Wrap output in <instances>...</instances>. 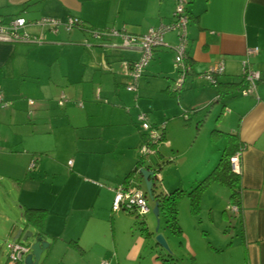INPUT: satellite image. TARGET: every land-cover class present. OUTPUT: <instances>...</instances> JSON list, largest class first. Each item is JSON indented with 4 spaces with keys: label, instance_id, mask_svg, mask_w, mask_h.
<instances>
[{
    "label": "crops",
    "instance_id": "0c3cea01",
    "mask_svg": "<svg viewBox=\"0 0 264 264\" xmlns=\"http://www.w3.org/2000/svg\"><path fill=\"white\" fill-rule=\"evenodd\" d=\"M179 1L157 0L158 7L155 11L152 10L155 6L149 4V0H0V16L4 20L23 16L31 21L26 26L27 32L44 39L42 42H0V94L10 102L0 109V239L8 242L22 241L21 237L25 232L39 234L41 231V236L49 245L43 249L38 264H102L104 261L105 264H131L138 258L144 240L135 239L134 243L132 240H124L128 231H125L122 215H115L112 202L115 186L129 182L139 186L141 179H144L137 171L135 176L126 181L129 172L137 166L140 153L127 170L125 167V171L118 169V174L109 175L100 170L101 167L93 162V155L87 154L90 151L85 149L89 139L104 135L99 129L104 126V122L100 118H93L97 116V97L92 94L88 109L85 103L79 104L82 101L78 98L87 93L84 87L86 83L94 85L97 82L113 83L115 92L118 93L120 87H123L133 92L135 99L140 98V89L138 92L126 88L131 77L125 73L122 65L123 60L137 59L139 51L137 48L107 46V42H120V38L97 39L89 28L104 29L116 25L125 27L132 33H144L149 27L170 22ZM181 1L188 14L187 60L191 70L186 74L182 88L172 90V84L174 86L175 83L176 54L170 46H159L142 75L140 87L147 94L145 88L151 81L164 85L162 90L165 93L153 89L150 92L154 104L157 96L165 97L160 100L161 106H166L169 102L168 93L177 95L181 115L184 110L189 112L188 119L182 118L188 122L195 120L193 142H199L205 148L210 141L215 147L205 150L209 153L207 159L200 158L195 162L198 168L195 177L190 178L192 184L211 173L219 163L231 135H235L238 144L236 152L241 153V171L236 173L241 183V207L233 213L226 210L229 200L224 205L226 213L235 217L229 244L239 248V264H264V80L257 84V95L241 93L245 85L242 68L246 58L264 77V0ZM70 16L81 20L84 28L74 27L69 31L61 28L58 32H53L36 23L41 17L66 20ZM164 40L171 46L175 45L178 42L177 31L166 32ZM81 41L85 44L78 43ZM68 43L81 52L88 65L82 74L83 81H80V96L68 98L61 106L57 101V105L63 107L73 100L78 107L85 108L87 117L78 123L76 121L81 117L79 113L74 116L70 113L54 116L49 121L52 124H46L48 128L40 132L42 123H45L40 121L43 118L45 121L47 112L51 110L48 100L52 99L49 92L53 84L50 82L52 77L47 80L44 78L43 71L39 69L44 66L43 61L36 54L46 53L48 48ZM256 46L259 52L248 55L247 49ZM222 59L225 71L218 76V83L222 85L211 84L200 77V73L209 70ZM69 75L64 73L63 76ZM72 82L75 83L73 79ZM218 94L220 98L213 101ZM96 95H100L99 90ZM127 95L120 94L121 98L125 97L128 101L130 95ZM31 97L37 103L30 104ZM51 104L53 106V101ZM72 107L74 106L68 107L70 112ZM144 110L152 113L153 117L157 116L154 109ZM122 115L123 119H110L109 122L126 124L128 127L131 125L129 131L131 134L135 133L132 124L137 127L138 112H124ZM57 118L60 120H56ZM90 118L94 125L90 124ZM87 119L88 124L85 123ZM153 120L155 124L158 118L154 117ZM74 129H79V144L84 145L77 150ZM140 129L139 139L135 138L136 143L132 146L136 150L140 149L145 136L142 127ZM41 133L55 135L57 140H61L63 135L71 146L65 142L51 147L33 145ZM166 135L165 129V138ZM98 139L96 141H100L101 137ZM203 141L207 144H203ZM117 148L116 145L111 147L114 153ZM213 152L215 153L212 155ZM33 160L37 164L30 167ZM166 160L165 153H159V162L165 163ZM147 164L149 163H145ZM59 166L67 173L65 182L55 181ZM85 174H90L89 179L85 178ZM95 178H98L97 181H91ZM176 180L179 185H175V189H184V177H176ZM216 185L225 186L212 181L208 187ZM159 186L156 187L157 190H161ZM25 207L47 209L43 229L25 224ZM81 210L85 213H79ZM137 213L134 212V215ZM146 214H142V217ZM19 229L22 232L15 239ZM148 230L155 235L154 230ZM152 253L150 264H164L162 258H170L166 251H158L155 255ZM232 263L230 258L226 259V264ZM0 264L25 263L12 262L8 253H3L0 246Z\"/></svg>",
    "mask_w": 264,
    "mask_h": 264
},
{
    "label": "rangeland",
    "instance_id": "374dc122",
    "mask_svg": "<svg viewBox=\"0 0 264 264\" xmlns=\"http://www.w3.org/2000/svg\"><path fill=\"white\" fill-rule=\"evenodd\" d=\"M148 3L155 6L152 10L156 11V7H158L157 0H149ZM111 27L119 26L111 25ZM78 43L85 44V42L82 41ZM69 44L71 43L58 45L57 48H48L49 50H45L46 53L36 54L43 61L44 66L39 69L43 71L44 78L47 80L49 77H52L50 82L53 84L51 92H49L50 98L52 99L48 100L51 110L47 112L48 116H46V120L44 121L43 118V121H40L41 123L45 122L42 123L40 132H43L48 128V125L46 124H52L49 123V121L54 116H62L64 113H70L74 116L79 113L81 117L77 119V121L75 119L78 123H81L84 118L87 117L85 108L78 107L73 100L67 102L63 107H58L57 105V101L62 94H64L67 99L72 97V99H74L77 96H80V86L82 85L80 81H83L82 74L86 65H88L82 58L83 56L81 55V52H79L78 49L73 48L74 46H69ZM64 73H69L70 75L63 76ZM174 73V79L176 80L178 73L175 67ZM141 78L139 80L138 88V92L140 89L141 97L137 99H135V94H133V92L131 93L123 87H120L118 93L115 92L113 83L111 84L109 82H105V84H98L97 82L94 85L85 84V92L87 93H83V95L78 99L79 101H82V104L85 103L86 109H88V102L92 101V94H94V96L97 97L96 101L98 106L95 109L97 116H94L93 118L98 120L101 119L104 122V126L99 127L100 132H104V135L100 134L99 137L91 138L85 144V149L90 151L87 154L90 156L93 155L92 158L94 164H98L101 167L100 170L109 173V175H115L118 169L123 171L124 167L125 170H127V168L135 162V159L140 153L139 149L136 150L135 148H132V146L136 143L135 138L139 139L138 131H141V125L138 123L136 127L132 124V126H134L135 133L131 134L129 131L131 129V125L128 127L126 124H112L109 120L114 119L113 121H117L119 119H123L122 114H124V112H133V114H135L136 112L139 113L141 111L146 112L147 110L144 109H154V112L157 111V116L154 117L158 118V120L155 121L156 125H154L161 126L162 124H165L167 135L164 140L157 144V153L155 156L153 158L145 157L144 162H159V153H165V157L168 160H166L165 163L160 161L162 165L156 172V176L154 178V182L157 185L156 187L160 185L159 187H161V190L175 189L174 186L179 185L176 177L178 178L179 176H183L184 181L182 187L186 191L191 190L198 184V182L192 184L190 181V178L195 177V172L198 168V165L196 166L195 162L200 158L207 159L206 157L209 153L205 152V150L210 149L212 145L210 144V141H208V144L203 141V144H207V146L203 148L201 143L193 142L195 134V120H190V122H188L182 118L184 117L185 119H188L189 112L184 110V114L181 115L177 95H171L168 93L167 95L169 96V99L167 101L169 102L166 106H161L162 104H159L160 100H163L165 97L161 95L157 96V101H155L156 103L154 104L153 100H151L153 97L150 92L153 89L159 93H165V91L162 90L164 85H160L157 81H151L145 88V90H147V94H144L141 89L142 86L140 87ZM72 79L75 83L72 82ZM171 82L173 81L171 80ZM171 89H174L173 84ZM98 90L100 91L99 96L96 95L98 94ZM121 93L130 95L128 97V101L125 100V97L121 98ZM29 99H33L34 102L37 103L36 99L32 97ZM139 100L140 102L138 103ZM52 101L53 106L51 104ZM165 103L166 101H164V104ZM69 106H74L76 109L72 107L70 112L68 108ZM121 111H123V113ZM147 113L149 114L150 122L153 124L154 117L152 113ZM56 120H60V118H57ZM85 123L88 124V119ZM90 124H95L92 118H90ZM74 130L76 131L74 138L77 140V145L75 146L77 148L75 150H77L79 148H83L84 145L83 143L79 144L81 141L78 138L80 134L77 133V130L79 129ZM130 135H133L132 137H134V142ZM100 137L101 140L96 141V139ZM73 140L72 143L74 142ZM62 142L71 146L70 141L63 135L61 140H57L55 135L41 133L36 138L33 145L38 147H51L56 143L61 144ZM115 145L118 146L116 153H114V150L111 149V147L113 148ZM117 153L119 157H117ZM214 153L215 152H213L212 155ZM36 164L37 163L35 162V165ZM120 170L118 172H120ZM118 172L116 174H118ZM65 173L64 168L59 166L58 172L55 175V181L65 182L67 180V173ZM85 175V178L89 179L90 174ZM85 175H83V177ZM96 179L98 178L90 180L94 182L97 181ZM122 179L119 183H121ZM99 180L101 181V179ZM139 184L138 188L145 193V179L142 178ZM146 196L147 203L151 207V211L144 216L148 225L147 227L154 230L158 225L160 232L166 238L169 250L167 252L161 246L156 245L154 236H147L143 229H141L139 221L144 220V218L142 216H138L137 218L134 215V212L137 210H133L134 212H130L126 209L114 211L116 216L119 213L118 215H122L123 217L122 222L125 223V231H128L124 239L126 242H131L132 240L134 243L140 238H143L144 240L138 258L136 261L130 262L131 264H150V260H152L151 252L155 255L158 251H166L167 255L170 254L173 259L169 261V264H226L227 258H230V261L233 262L232 264H235L236 262L239 264V260L241 258L239 248L233 245L231 247L229 244L232 239L231 231L235 217H230L224 210V205L229 200L230 196V190L228 187H219L216 185L215 187L207 186L204 188L198 196L199 208L195 212L192 209V198L188 196L187 192H183L178 198L177 203L178 220L182 228V234L180 235L174 233L170 227L166 225L163 212H160V215L156 216V214L152 211L156 202L148 193H146ZM79 213L85 212L81 210ZM7 243L8 241L0 239V246L5 254L8 253V247L6 246Z\"/></svg>",
    "mask_w": 264,
    "mask_h": 264
},
{
    "label": "built area",
    "instance_id": "2783aa9c",
    "mask_svg": "<svg viewBox=\"0 0 264 264\" xmlns=\"http://www.w3.org/2000/svg\"><path fill=\"white\" fill-rule=\"evenodd\" d=\"M31 23L30 20L23 16H16L10 20H4L0 16V42H42L44 39L33 35L26 30V26ZM36 23L42 25L45 28L58 32L59 29L63 28L67 31L78 27L82 24V21L70 16L66 20H61L54 17H41L36 20ZM188 14L184 3L180 0L173 13V18L168 23H160L157 26L149 27L144 33H132L129 32L125 27H107L104 29L92 30V34L97 39L106 37H118L120 42H107V46L112 47H123V48H137L139 51V57L134 60H123L122 65L124 71L131 77L126 85V88L130 91H137L139 80L144 74L145 69L150 64L154 57V53L159 46H170L175 52V68L177 69L178 77L174 83V90L181 89L186 77V74L191 70V65L188 62L187 54V42H188ZM177 31L178 42L171 46L164 40V35L168 31ZM259 52V48L250 47L247 49L248 55H255ZM225 71L224 60H219L214 63L209 70L200 73V77L208 80L211 84L217 85L218 76L223 74ZM242 78L245 82L244 87L241 89L243 95L256 94L257 95V84L260 80H264V77L260 70L254 69L251 66L249 58L243 61ZM67 101L65 95H61L58 99V104L64 105ZM30 104H34V100H29ZM10 102L6 101L0 94V109L8 106ZM83 105L82 102H79ZM32 112V111H31ZM30 112V113H31ZM138 123L144 130V141L139 149L140 154L145 157L153 158L157 153V144L162 141V133L165 129V124L161 126H155L149 120V114L145 111H141L137 115ZM232 170L235 173L241 171V153L236 152L230 158ZM72 163V160L69 161ZM35 166L33 160L30 167ZM157 167V163L155 165ZM114 198L112 202L113 211L120 209H126L129 211L137 210L140 214H145L151 210L147 203L146 193H143L137 183L129 182L122 183L113 188ZM227 210L235 213L239 210L237 205L228 204ZM136 211V212H137ZM8 257L12 262H19L30 252V246L18 240H11L7 243ZM106 262H102L105 264Z\"/></svg>",
    "mask_w": 264,
    "mask_h": 264
},
{
    "label": "trees",
    "instance_id": "16d2710c",
    "mask_svg": "<svg viewBox=\"0 0 264 264\" xmlns=\"http://www.w3.org/2000/svg\"><path fill=\"white\" fill-rule=\"evenodd\" d=\"M78 27L84 28V23ZM91 31L95 30L93 28H89ZM219 84V85H218ZM218 86L222 85V83H217ZM220 98V94L216 96L213 101H216ZM231 135V133H229ZM230 137V136H228ZM145 138V136H144ZM165 139V129L162 133V140ZM238 144L236 143L235 135H231V138L228 142V145L224 148V151L222 153V156L219 160V163L215 166V168L209 173L205 178L198 181V184L193 187L191 190H184L182 188H176L172 191L165 192L163 190H156L155 183L153 184L154 189V200L155 202L159 203V211L163 212L165 216V223L170 229L176 233V234H182V228L179 224L178 220V209H177V203L178 198L183 192H187L188 196L192 198V209L193 211H197L199 208L198 202H199V194L201 191L208 186V184L212 181H217L225 186H227L230 190V196H229V204L237 205L239 208L241 207V195H240V177L238 174L233 172L232 165L230 161V157L237 151ZM144 157L140 154L139 160L137 163V166L131 170L127 176L126 181L132 177L135 176L137 173V170L140 167H143L145 165ZM157 166L155 168L156 171H158L161 167V162H156ZM197 192V193H194ZM198 200V201H197ZM226 211V210H225ZM47 209L42 207H25L23 211V216L25 218V224L36 226L39 229H43V225L47 216ZM132 212V211H130ZM138 216H142V214L137 213ZM139 223L141 224V229L146 233L147 236H151L153 234L152 231L148 230V227L146 226L145 220H140ZM39 235H41V231H39ZM170 258H162V261L164 264H168L170 260L173 258L170 256Z\"/></svg>",
    "mask_w": 264,
    "mask_h": 264
},
{
    "label": "water",
    "instance_id": "95a60500",
    "mask_svg": "<svg viewBox=\"0 0 264 264\" xmlns=\"http://www.w3.org/2000/svg\"><path fill=\"white\" fill-rule=\"evenodd\" d=\"M154 165H156V161L149 163L148 165H144L143 167H140L137 171L141 173L144 176V179L146 181V192L150 195L152 199H154V178H155V168ZM153 212L156 214V216H159V203L156 202L153 207ZM22 232V229H19L15 239L20 237V234ZM154 240L155 244L161 246L164 248L167 252L169 250L168 243L166 241V238L164 235L159 232L158 225L154 229ZM22 241L21 242H27V244L30 246V253H28L23 260L25 264H38L40 255L44 248H46L49 245V242L47 240H44L43 237L37 233H33L32 231H27L22 235ZM33 239V240H31Z\"/></svg>",
    "mask_w": 264,
    "mask_h": 264
},
{
    "label": "clouds",
    "instance_id": "9594fccd",
    "mask_svg": "<svg viewBox=\"0 0 264 264\" xmlns=\"http://www.w3.org/2000/svg\"><path fill=\"white\" fill-rule=\"evenodd\" d=\"M153 166H154V168H156L154 164H153ZM156 172H157V171H156ZM156 172H155V176H156Z\"/></svg>",
    "mask_w": 264,
    "mask_h": 264
},
{
    "label": "bare ground",
    "instance_id": "6f19581e",
    "mask_svg": "<svg viewBox=\"0 0 264 264\" xmlns=\"http://www.w3.org/2000/svg\"><path fill=\"white\" fill-rule=\"evenodd\" d=\"M150 159V158H149ZM152 161V160H151ZM144 162V161H143ZM149 162H150V160H149ZM148 165V164H147ZM155 180V179H154ZM153 211V210H152ZM148 213V212H147Z\"/></svg>",
    "mask_w": 264,
    "mask_h": 264
}]
</instances>
